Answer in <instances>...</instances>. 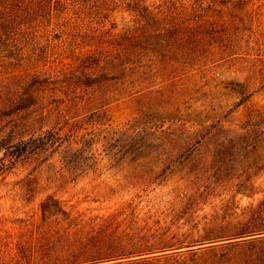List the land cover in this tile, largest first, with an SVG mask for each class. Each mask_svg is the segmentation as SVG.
Instances as JSON below:
<instances>
[{
    "label": "trees",
    "instance_id": "16d2710c",
    "mask_svg": "<svg viewBox=\"0 0 264 264\" xmlns=\"http://www.w3.org/2000/svg\"><path fill=\"white\" fill-rule=\"evenodd\" d=\"M258 82L264 0H0V177L23 164L100 176L104 153L161 155L167 167L207 155L200 174L181 176L174 207L223 196L212 190L224 181L235 190L224 199L254 197L264 105L239 124L230 103L264 90ZM122 104L125 121L113 115ZM32 177L29 194H46L38 206L0 205V264H231L222 259L240 245L264 255V197L195 221L140 194L106 212L82 208L36 191Z\"/></svg>",
    "mask_w": 264,
    "mask_h": 264
},
{
    "label": "rangeland",
    "instance_id": "374dc122",
    "mask_svg": "<svg viewBox=\"0 0 264 264\" xmlns=\"http://www.w3.org/2000/svg\"><path fill=\"white\" fill-rule=\"evenodd\" d=\"M251 87H264L263 82L251 83ZM199 88V87H196ZM202 88H223V87H202ZM261 89V88H260ZM261 105H264V90H260L249 100L244 101L240 105L230 103V107H233V118L239 124L250 118L251 113L258 109ZM130 104H122L119 107H115L113 111L114 118L117 120L125 121L127 117L131 115L129 110ZM127 122V121H126ZM89 126V124H86ZM91 133V131H89ZM258 143L264 145V139L257 140ZM252 161L259 163L260 167L256 171V175L248 183H255L263 192L258 193L254 197L244 196L240 194L238 196L237 203L228 201V198L224 199V196H230L235 194V190L227 185L231 184L229 181H224L219 188L212 190L214 194H222L223 196H215L210 199L206 204H201L200 207L191 204L188 199H178L177 207L171 204V201L175 195L179 194L178 189L180 184L179 180L184 175H196L200 174V170L204 168V159L207 155H199L186 160L184 164H177L175 167L166 166L162 161L166 159L161 155H142V154H100L99 159L102 160V171L100 176H97L93 171L86 175H81L77 181H72L73 177L68 174L67 177L58 179V174L54 167H44L39 171L33 172L28 164H23L19 169L11 173L4 182V179L0 177V205L5 210H10L13 205L34 207L38 206L40 200L46 196L43 193L29 194L30 185L24 183V178L32 173L31 183L38 186L36 191H54L57 190L58 194L64 199L69 200L70 203H78L82 208H95V211L106 212L108 207L115 206L117 203L128 201L137 194L143 196L144 200H151L153 202L145 203H158L167 204V207L175 209L173 211V217L183 216L184 220L193 219L195 221L204 219L205 216L212 217L213 215H224L226 212L233 213L238 207V212H248L250 206H257L260 202V198L264 197V147L254 150L251 154ZM239 159L244 162L246 157L242 151L238 152ZM177 160L180 157H175ZM175 172V177L169 181L158 180L152 185L141 186L137 182L143 181L146 177H152L157 173H160L163 169ZM38 172L39 175H38ZM90 172V173H89ZM99 174V173H98ZM38 176V177H37ZM247 182L245 178L242 179ZM239 181V180H238ZM212 183V181H210ZM135 185H138L139 189L136 190ZM141 187L145 188V191L140 190ZM22 191L28 193L27 198H24L21 194ZM224 199V200H223ZM176 200V199H175ZM191 205L196 209H191ZM199 208V210H197ZM189 208V212L183 210ZM182 211V212H181ZM171 212V210L169 211ZM179 220V219H177ZM230 256H226L224 260L231 264H261L264 255L260 251H254L252 248L240 245L236 249H232L229 252ZM208 257L207 255L202 258ZM227 263V262H226Z\"/></svg>",
    "mask_w": 264,
    "mask_h": 264
}]
</instances>
